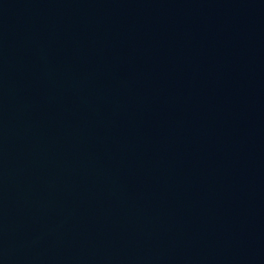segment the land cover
<instances>
[{
  "label": "water",
  "instance_id": "obj_1",
  "mask_svg": "<svg viewBox=\"0 0 264 264\" xmlns=\"http://www.w3.org/2000/svg\"><path fill=\"white\" fill-rule=\"evenodd\" d=\"M0 264H264V0H0Z\"/></svg>",
  "mask_w": 264,
  "mask_h": 264
}]
</instances>
